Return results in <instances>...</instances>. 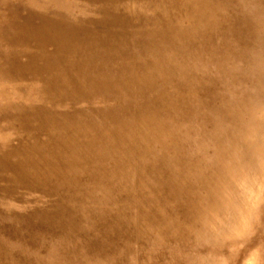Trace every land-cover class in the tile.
Wrapping results in <instances>:
<instances>
[{"label": "bare ground", "instance_id": "1", "mask_svg": "<svg viewBox=\"0 0 264 264\" xmlns=\"http://www.w3.org/2000/svg\"><path fill=\"white\" fill-rule=\"evenodd\" d=\"M0 1V80L48 106H0V264H243L209 224L264 151V0Z\"/></svg>", "mask_w": 264, "mask_h": 264}, {"label": "rangeland", "instance_id": "2", "mask_svg": "<svg viewBox=\"0 0 264 264\" xmlns=\"http://www.w3.org/2000/svg\"><path fill=\"white\" fill-rule=\"evenodd\" d=\"M8 1L16 3L18 0H8ZM61 1L62 2L65 1V2L69 3L72 7H74L73 4L75 1H72V0H68V1L67 0H61ZM89 8H93V7L89 6ZM32 9L35 12L41 11L40 9H36L33 7H32ZM62 10L68 11L67 9H62ZM70 10H72V9H70ZM86 16H91V14L87 13ZM2 48L3 47H1V49ZM21 59L23 62L26 60L24 57H22ZM75 71L80 72L81 69L76 68ZM77 72L76 73L74 72L72 74V76H69V78L66 77V79L71 80V81H75L76 77L78 76ZM26 76H27V79L24 81L23 85H21L22 82L12 84V83H10V80H6V81L0 80V106H3L7 103H13V104L22 103V104L27 105L29 107H40V106L45 107V106H47L45 104V101L47 99H45L44 95L40 92V90H33L30 88L23 90V86H25V82H27L31 78V75H26ZM20 86H22V87H20ZM255 112L257 114V118H259L260 120H264V109H257ZM4 128H5V123H3V122L0 123V143L5 142V141H9V142H12V144L17 145L19 143L18 136L11 134L8 138H6L5 137L6 131L2 130ZM16 133H20V131H18ZM22 133L25 135L24 132H22ZM26 140L28 143H32L35 141L32 136H28ZM20 142H22L21 139H20ZM258 146H260V145L258 144ZM253 156H254L253 163L249 166V168H248V166L243 165V162H241V164H238V167H236V169H234V170L238 171L239 175L236 176L235 175V174H237V172H236L234 174L233 178H230L229 176L227 177L229 180H231L230 183H232V184H230L228 187H225V189L223 190L224 193H222L223 191L221 192V198L222 199L220 198V201H219L220 204L218 202V208L219 209L217 208V212L215 213L217 218H218V222H217V224H215L216 227L214 226V224H209L210 228L209 227L208 228L210 231L215 230L218 232H222V231L224 232L226 230L225 232H228V231L234 232L235 231L236 232L235 234L243 233L242 235H237V237H244V238L238 239L239 247L241 248V247H244L245 244H248L249 249L245 252V254L243 256V262L242 263L243 264H247V263H249V264H264V151H261L259 153H255V155H253ZM11 158L14 159V157H11ZM256 161H257V163H256ZM239 168H240V170H239ZM244 168H245V170H244ZM231 171H233V169ZM243 172H245V173H243ZM241 173H243V176H240ZM246 174H248V175H246ZM231 185H232V187H231ZM18 190H19V192L25 191L23 188L18 189ZM233 194H235V195H233ZM223 195H225V196H223ZM232 201H234L236 203V206H238V205L244 206L243 208H240L236 212V214L238 213L241 215L239 217L240 223H238L234 228H233V224L230 220L231 215L233 214V211L231 210V209H233V207L231 208V205H233ZM226 202L228 204H226ZM224 204L226 205V209L223 208V207H225ZM218 210H220V211H218ZM218 213H220V214H218ZM253 213H254V215H253ZM253 217H255V218H253ZM214 219H216V217L213 218L212 220H210V223L211 222L213 223ZM223 223L225 225L226 224L227 225L225 226ZM240 225L242 227H240ZM231 228H232V230H231ZM232 235H234V234H231L230 236H232Z\"/></svg>", "mask_w": 264, "mask_h": 264}]
</instances>
